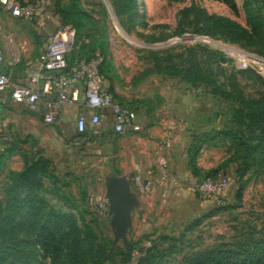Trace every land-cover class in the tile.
I'll return each mask as SVG.
<instances>
[{
  "label": "rangeland",
  "instance_id": "rangeland-1",
  "mask_svg": "<svg viewBox=\"0 0 264 264\" xmlns=\"http://www.w3.org/2000/svg\"><path fill=\"white\" fill-rule=\"evenodd\" d=\"M18 1L31 3L34 12L17 18L0 7L1 70L18 78L26 63L37 62L47 37L62 26L54 16L58 5L79 25L74 48L82 57H97L103 86L137 112L141 125L170 129L179 151L197 141L205 144L196 153L197 173L175 174L183 187L172 186L164 201H156L147 216L133 217L124 238L115 239L106 178L152 160L149 137H122L110 123L79 134L78 112L48 125L40 108L31 111L0 93V203L28 194L42 200L19 213L21 251L11 264H31L34 257L40 264L66 262L71 236L66 225L53 220L55 213L73 217L90 239L95 235L109 264H183L207 250L235 251L264 239V140L247 159L230 161L234 146L217 134L231 130L258 143L260 123L253 112L264 111V43L248 46L206 35L200 15L205 10L249 28L243 0H137L131 20L117 12L118 0H107L108 5L104 0ZM251 1L264 18V0ZM186 35L196 38L181 41ZM157 63L185 73H147ZM210 80L229 96L215 93ZM38 160L23 174L27 163ZM237 168L244 170L238 198ZM207 172L230 180L225 207L204 202L189 187ZM52 243L59 246L58 257Z\"/></svg>",
  "mask_w": 264,
  "mask_h": 264
},
{
  "label": "built area",
  "instance_id": "built-area-1",
  "mask_svg": "<svg viewBox=\"0 0 264 264\" xmlns=\"http://www.w3.org/2000/svg\"><path fill=\"white\" fill-rule=\"evenodd\" d=\"M0 6L17 18H29L34 12L31 3L18 0H0ZM75 36L72 26L62 25L47 37V45L29 76L32 86L16 83L0 67V93H8L13 102L31 111L40 108L43 121L48 125L56 122L63 105L81 103L84 110L78 112L75 120L78 133L85 132L89 125L98 127L106 119L112 121V130L117 134L140 131L137 112L118 101L103 86L97 58L88 61L78 59L72 65L68 64L67 55L73 49ZM3 62L0 46V65ZM131 179L139 193H146L154 187H164L169 183L176 188L183 187L182 180L166 169L164 160L160 161L157 170L149 169L145 174L135 173ZM229 183L228 178L218 175L199 179L190 183L189 187L204 202L219 207L224 205Z\"/></svg>",
  "mask_w": 264,
  "mask_h": 264
},
{
  "label": "trees",
  "instance_id": "trees-1",
  "mask_svg": "<svg viewBox=\"0 0 264 264\" xmlns=\"http://www.w3.org/2000/svg\"><path fill=\"white\" fill-rule=\"evenodd\" d=\"M243 5L249 28L242 26L238 22L226 16L212 14L205 10H200V15L202 18V32L206 35H219L230 39L231 41L244 42L248 46H259L260 44L264 43L263 16L257 9L253 8V2L251 0H243ZM116 8L118 13L125 14L127 19L131 20L136 15L137 0H118ZM54 14L61 20L62 25L72 26L75 29L77 35L79 25L72 22L71 12L69 9L60 8L58 5H56ZM91 58L97 57H82L74 48V46L72 51L67 55V61L69 65H72L78 59H84L88 61ZM98 71L100 73V62L98 64ZM3 72L6 73V71ZM153 72L173 76L185 73V70H178L176 68H171L167 65L157 63L147 71V73ZM191 80V83H194L195 77H193ZM208 82L211 84L212 90L219 94L220 97L227 98L229 96L227 91L223 90L215 81L210 80ZM108 90L112 92V89L109 88ZM262 106L264 107V103ZM256 114L257 113L253 112V117H255L257 120L255 122L260 123V125L257 127L259 130V141L257 144L246 141V138H244L242 135L239 136L231 130L217 131L219 136L228 138L234 146V151L230 154V161L237 160L241 157L247 159L249 154H254L257 152L258 144L264 140V111L263 113ZM202 144H205V140L192 143L187 148V163L192 174L197 173L195 158L196 153ZM39 163V160L33 162L32 164L27 163L25 165L23 174L28 172L31 169V166H36ZM243 171L244 170L241 168H237L235 170L233 178L236 182L240 183ZM208 176L217 177L218 172H207L199 179ZM241 188L242 185L240 183L238 184L236 191L237 198L240 196ZM41 201L42 200L39 196L35 194H28L22 197L11 196L7 199H4L2 203H0V264H11L21 251V242L16 231V225L18 222L17 218L20 215V211L29 203ZM222 207L225 206H219V208ZM52 217L56 222L66 225L71 236L68 256L66 262L62 264H109L110 258L107 254V249L102 244L96 243V238L94 237L95 235H93L94 239H90V234H84L76 224L75 219L69 215L55 213L52 215ZM52 244V252L55 257H58L59 246L54 243ZM31 264L40 263L38 259L34 257ZM183 264H264V239L252 241L241 246L235 251L224 248L207 250L203 253H199L191 259L186 260Z\"/></svg>",
  "mask_w": 264,
  "mask_h": 264
},
{
  "label": "crops",
  "instance_id": "crops-1",
  "mask_svg": "<svg viewBox=\"0 0 264 264\" xmlns=\"http://www.w3.org/2000/svg\"><path fill=\"white\" fill-rule=\"evenodd\" d=\"M54 16L56 17V15ZM58 21L61 23V20L59 18H58ZM37 63H38V60L34 65L33 63H26L25 66L22 67L21 76L18 78H17V75L16 77H13L11 74L7 72L6 73L10 75L11 79L15 81L16 83L32 86V84L29 81V76L31 75L32 71L36 68ZM2 64L0 65V67L2 66ZM13 69H16V67ZM5 94H8V93L5 92ZM83 110L84 108L81 103L65 104L59 110L55 124L62 121V119L67 117V115H73V114H76V112H81ZM137 122L139 125H141L138 114H137ZM106 123H110L111 129H112V121L110 119L103 120L100 123V125L106 126ZM140 127H141V130L137 132H128L123 135L116 133L117 135H120L122 137H125L128 135H132V137H134L135 135H138L139 133H145V135L149 137L150 139L149 141L151 143V146H153L152 151H150L151 153H147L148 156L152 158V160H148V162H146L145 160L144 161L140 160L136 163L134 162V164H132V166L128 170L126 168L120 174H114V175L121 177L124 180V182L126 183L132 195L133 203L130 208V219L131 220L135 216L136 217H139L140 215L147 216L149 212H151V210L155 207L156 201L158 200L164 201L165 196L170 193L171 189H174L172 185L169 183L164 187L158 186V187L152 188L150 191L146 193H139L132 184L131 177L133 174H130V172H128L132 170L131 168H133L134 174L135 173L145 174V172L149 169L157 170L159 168L160 161L164 160L166 169L171 171L172 173L178 176H181V177H185V178H188L191 174V171L187 163V151H184V152L183 150L179 151V149L176 147L177 145L175 144V138H172L171 140L169 139L171 136L172 137L174 136V134L172 133L170 129L158 128V127L157 128H154V127L147 128V127H144L143 125H141ZM87 129H97V127L93 128L89 125Z\"/></svg>",
  "mask_w": 264,
  "mask_h": 264
},
{
  "label": "water",
  "instance_id": "water-1",
  "mask_svg": "<svg viewBox=\"0 0 264 264\" xmlns=\"http://www.w3.org/2000/svg\"><path fill=\"white\" fill-rule=\"evenodd\" d=\"M104 1L107 4V0ZM121 32L134 43L143 45L131 39L122 30ZM195 38V36L186 35L182 36L180 40L186 41ZM105 195L108 199L110 212L112 213L111 226L115 229V239L124 238L131 222L130 208L133 203L132 195L124 180L117 175L107 176Z\"/></svg>",
  "mask_w": 264,
  "mask_h": 264
},
{
  "label": "bare ground",
  "instance_id": "bare-ground-1",
  "mask_svg": "<svg viewBox=\"0 0 264 264\" xmlns=\"http://www.w3.org/2000/svg\"><path fill=\"white\" fill-rule=\"evenodd\" d=\"M114 21H116V20L114 19Z\"/></svg>",
  "mask_w": 264,
  "mask_h": 264
}]
</instances>
